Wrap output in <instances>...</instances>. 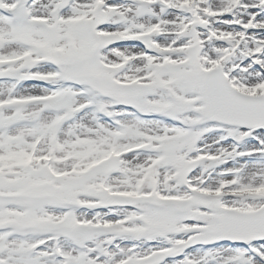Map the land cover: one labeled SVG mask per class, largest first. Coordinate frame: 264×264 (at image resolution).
Instances as JSON below:
<instances>
[{
	"label": "snow or ice",
	"instance_id": "snow-or-ice-1",
	"mask_svg": "<svg viewBox=\"0 0 264 264\" xmlns=\"http://www.w3.org/2000/svg\"><path fill=\"white\" fill-rule=\"evenodd\" d=\"M0 264H264V0H0Z\"/></svg>",
	"mask_w": 264,
	"mask_h": 264
}]
</instances>
